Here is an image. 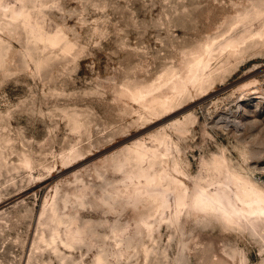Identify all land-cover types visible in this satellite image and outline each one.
<instances>
[{"label":"rangeland","instance_id":"rangeland-1","mask_svg":"<svg viewBox=\"0 0 264 264\" xmlns=\"http://www.w3.org/2000/svg\"><path fill=\"white\" fill-rule=\"evenodd\" d=\"M0 41V264H264V218L196 196L264 192V0H0Z\"/></svg>","mask_w":264,"mask_h":264},{"label":"bare ground","instance_id":"bare-ground-1","mask_svg":"<svg viewBox=\"0 0 264 264\" xmlns=\"http://www.w3.org/2000/svg\"><path fill=\"white\" fill-rule=\"evenodd\" d=\"M51 37L58 39L61 38L60 34L58 33H55L54 36H49L50 39ZM245 41L246 39L243 41H235L233 38H231L226 43L224 42L225 44L221 47L226 48L232 46V48L238 49L241 45L240 43H244ZM211 46L212 45L209 44L208 46L204 47L202 54L196 57L195 60L190 64H188L184 72H180L178 70L168 71L163 76V84L168 87L165 89V95L158 96L157 94V96H154L150 99V103L158 104L163 108H167L170 100L183 94L188 84L195 82L202 84L205 81L207 82L210 75L207 70L209 68L208 54L210 53L209 50ZM1 50L2 42L0 41V52ZM141 152L145 155H149L152 154L154 150L148 148L147 146H143ZM215 167L216 170L221 173V175L224 173L225 167L222 163L215 165ZM231 181H234L233 183L238 182L237 185L239 186V189L233 188V186H231ZM223 182L224 183H220L223 185L218 184L219 187H217L215 190H211L204 186L199 187V191L197 192L196 196L198 198V202L204 205L202 207L206 209H222L225 211V218L232 223L241 224V219L247 216L264 218V192L262 190H259L256 185L243 180L236 174L230 175L228 180H224ZM182 199L183 197H178V203H181ZM163 204L166 206L170 205V203L167 201H164Z\"/></svg>","mask_w":264,"mask_h":264}]
</instances>
